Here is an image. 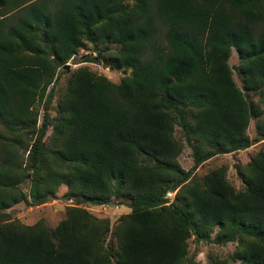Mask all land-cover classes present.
<instances>
[{
	"label": "trees",
	"instance_id": "obj_1",
	"mask_svg": "<svg viewBox=\"0 0 264 264\" xmlns=\"http://www.w3.org/2000/svg\"><path fill=\"white\" fill-rule=\"evenodd\" d=\"M129 1L0 0V264H184L190 237L236 243L233 262L264 264V151L236 166L243 191L225 167L194 174L264 140L261 108L246 93L264 99V0ZM87 42L119 46L110 67L131 74L114 84L75 71L52 123L56 72ZM51 126L55 149L44 140ZM176 126L192 149L188 171ZM27 178L28 194L19 188ZM62 183L67 200H131L108 252L115 262L102 261L110 222L83 208L67 207L56 243L43 221H10L7 210L40 206Z\"/></svg>",
	"mask_w": 264,
	"mask_h": 264
},
{
	"label": "rangeland",
	"instance_id": "obj_2",
	"mask_svg": "<svg viewBox=\"0 0 264 264\" xmlns=\"http://www.w3.org/2000/svg\"><path fill=\"white\" fill-rule=\"evenodd\" d=\"M133 3V0L129 1ZM53 6V5H52ZM117 45H107L105 43L95 42V43H85L83 48H80L77 53L67 61V65L70 67L69 70H65L60 67L58 72H56V82L54 87L55 96L53 102L47 107V112L52 123L54 119L58 116V108L63 100L66 90L69 88V81L72 74L78 70L87 69L96 76L106 78L108 81L114 84H119L124 79V77L131 74V71L124 70H114L110 67V63L115 57L118 50ZM230 65L233 68V80L235 84L242 89V82L238 71L236 69L239 66L240 61L237 52L232 49L230 54ZM48 91V90H47ZM250 96V100L254 101L260 106L262 115L258 118L261 122L264 121V99L260 95L252 94L246 92ZM46 98L44 99V102ZM37 104L34 106L37 117V125L41 126L43 113L45 111V103ZM257 119H252L249 121L248 135L250 138L256 139L258 137L257 129L255 123ZM175 137L182 141L184 140V135L179 126L175 127ZM54 136L53 126L50 127L47 136H45V144L51 148H57V145L52 141ZM184 144V143H183ZM264 151V140L254 141L252 145L243 151H238L230 154H220L214 158L208 160L202 164L196 172H194L195 177L202 178L206 174L221 169V167L226 168L225 177L226 180L235 188L237 191H243L244 187L238 178V171L236 166H244L251 159L256 152ZM192 149L190 146L184 144V147L180 154L177 156V162L182 169L188 171L194 166V159L191 156ZM27 157V156H26ZM30 181L27 178L19 188L25 193L30 191ZM69 192L68 187L62 183L59 186L58 191L50 197L46 203L40 206H30L24 203H19L13 206L11 209L7 210L6 213L9 215L10 221H19L24 225H35L40 221L51 230L50 237L54 243H56L55 229L59 225L62 219L66 218L67 207H80L87 210L90 214L94 215L99 220H107L110 222V233L104 238L103 243V256L104 262H115L114 259L109 257V253L116 247V236L117 227L122 223L123 214H129L131 209L129 204L131 200L127 197H112L108 199H99L97 196H76L72 199H65L66 194ZM170 204L174 202L176 198V192H169L167 197ZM78 200H80L78 202ZM217 230L211 238L215 237ZM58 248V244L55 246ZM236 249V243L216 244L211 242H200L196 243L193 238L188 239V256L184 264H187L189 259L194 260V264H213L220 260L228 261L229 264H244L242 262H233L231 257L234 256V251ZM109 252V253H108ZM111 254V253H110Z\"/></svg>",
	"mask_w": 264,
	"mask_h": 264
}]
</instances>
